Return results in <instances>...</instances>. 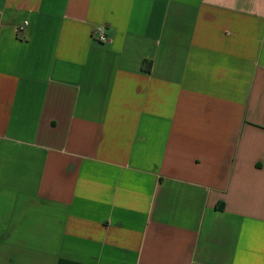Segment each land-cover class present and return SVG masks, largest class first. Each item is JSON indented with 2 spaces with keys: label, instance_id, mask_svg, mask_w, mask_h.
I'll return each mask as SVG.
<instances>
[{
  "label": "crops",
  "instance_id": "1",
  "mask_svg": "<svg viewBox=\"0 0 264 264\" xmlns=\"http://www.w3.org/2000/svg\"><path fill=\"white\" fill-rule=\"evenodd\" d=\"M0 264H264V0H0Z\"/></svg>",
  "mask_w": 264,
  "mask_h": 264
},
{
  "label": "built area",
  "instance_id": "2",
  "mask_svg": "<svg viewBox=\"0 0 264 264\" xmlns=\"http://www.w3.org/2000/svg\"><path fill=\"white\" fill-rule=\"evenodd\" d=\"M27 25V22H23L18 28V31L23 30V28ZM92 39L96 43L104 44L109 40V36L106 32V29L102 26H97L92 31Z\"/></svg>",
  "mask_w": 264,
  "mask_h": 264
}]
</instances>
